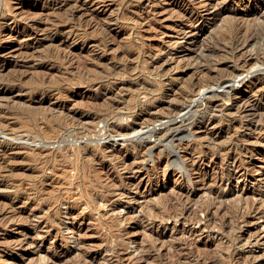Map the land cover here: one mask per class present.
Returning <instances> with one entry per match:
<instances>
[{
	"label": "rangeland",
	"instance_id": "obj_1",
	"mask_svg": "<svg viewBox=\"0 0 264 264\" xmlns=\"http://www.w3.org/2000/svg\"><path fill=\"white\" fill-rule=\"evenodd\" d=\"M18 1L0 0V264H264V0H104L101 27L73 15L92 0Z\"/></svg>",
	"mask_w": 264,
	"mask_h": 264
},
{
	"label": "bare ground",
	"instance_id": "obj_2",
	"mask_svg": "<svg viewBox=\"0 0 264 264\" xmlns=\"http://www.w3.org/2000/svg\"><path fill=\"white\" fill-rule=\"evenodd\" d=\"M32 1H34L33 3L35 4V3H38L39 4V2H46L47 0H32ZM31 1V2H32ZM110 2H111V0H109ZM108 1V2H109ZM125 1V0H124ZM29 2V1H28ZM113 2V1H112ZM22 3V0H20V1H18V3H17V5H20ZM125 3V2H124ZM241 4V6H243L244 8H251L252 7V4H251V2L249 1V0H241V1H239L238 2V5H240ZM80 4V3H79ZM108 4V3H107ZM37 5V4H36ZM91 7H90V6ZM89 5H87L86 3H82L80 6H77V10L74 12V14L73 15H75V13H77V11L79 12V13H85V15H88L89 16V25H93V24H95L98 20H96L97 18H95L93 15H97L100 11H101V13H103L106 9H108L109 8V5H106V3H105V1L104 0H92L91 1V3L89 4ZM15 7H17V6H15ZM60 7V6H59ZM71 7V6H70ZM69 7V8H70ZM175 8V10H172V12H178L182 17H186V14L184 13V12H179V8L175 5V6H172V9H174ZM21 9V8H20ZM60 9V8H59ZM3 11V10H2ZM65 11H66V9H65ZM72 11V10H71ZM189 12H194V9L193 8H191L190 10H189ZM177 13V14H178ZM22 14L24 15V14H26V16L28 15H31V14H34V13H31V12H28V11H23L22 12ZM22 14H21V17H22ZM69 14V13H68ZM105 14H106V11H105ZM120 14V13H119ZM100 15V14H99ZM102 15V14H101ZM107 15V14H106ZM109 15V14H108ZM122 15V14H121ZM66 16V15H65ZM79 16V15H78ZM110 16V15H109ZM220 16H221V11L218 9V10H216V5L214 4V3H209V5L206 7V9H205V12H203V13H200L198 16H197V19L196 20H192V23H193V26H194V30H195V32H194V34H197V33H201V35L203 36L204 34H205V32H204V30H203V23H205V21L207 20V18H209V17H211L212 19H218L219 20V18H220ZM25 17V16H24ZM19 18V19H17L16 21H14L15 23H12L11 25H14L15 27H23V28H26V31L28 32V33H30V31H32L33 29H35V28H39L40 29V31H43L44 33L48 30V23L45 21V20H43V19H38V18H27V17H25V18ZM100 17V16H99ZM106 17V16H105ZM104 17V18H105ZM122 17V16H121ZM223 17V16H222ZM234 17V16H233ZM78 18V17H77ZM76 18V19H77ZM101 18V17H100ZM104 18L102 19V20H104ZM235 18V17H234ZM74 19V18H73ZM118 19V18H117ZM242 19V18H241ZM247 19V18H246ZM101 20V21H102ZM217 20V21H218ZM74 21H76L75 19H74ZM91 21V22H90ZM112 21H113V23H114V21L115 20H108L107 19V21L105 22L104 21V24H103V27L101 28V29H103V31H104V33L105 34H108V33H110V32H112V25H113V23H112ZM118 22L120 21V20H117ZM220 21V20H219ZM52 22V21H51ZM78 22V23H77ZM77 24H76V26L80 23V20L78 21L77 20ZM88 22V21H87ZM240 22V21H239ZM98 23H99V21H98ZM57 24H59V23H57ZM55 25V24H54ZM101 24L99 23V27H101L100 26ZM240 24H238L237 25V23H236V26L238 27V30H237V32H236V34H235V37H234V40L233 41H235V44H236V46L237 47H240V46H247L248 44H249V41H251V40H249V39H251V37H249V36H247L246 35V32H244V27H242V24H241V26H239ZM74 26V25H73ZM97 26V27H98ZM116 26V25H115ZM78 27V26H77ZM236 27V28H237ZM95 28V27H94ZM51 31V30H50ZM72 31H75L74 30V27H73V30ZM70 32V31H69ZM27 35V36H26ZM46 35V34H45ZM48 35V34H47ZM18 37L17 38H21L22 36H20V35H17ZM25 36L26 37H28L29 35L28 34H25ZM111 36V35H110ZM201 36V37H202ZM16 37V36H15ZM188 37V34H185V35H183V40H187V39H192L190 42H191V44H195L196 45V48L195 49H197V48H199L198 46H200V45H202V40H201V38H196V37H194V35L192 34V37H190V38H187ZM249 37V39H247ZM23 38H24V36H23ZM95 39V38H94ZM16 40V39H15ZM23 40V39H22ZM226 41V40H225ZM82 42V41H81ZM201 47V46H200ZM200 49V48H199ZM249 49V48H248ZM1 55V54H0ZM251 55V54H250ZM237 62V61H236ZM257 64V63H256ZM232 74V73H231ZM238 81V80H237ZM240 81V80H239ZM238 81V82H239ZM241 82V81H240ZM240 82H239V84H235L234 83V85L232 84H230V86H222V87H218V88H220L221 90H224V89H227V88H229V87H231L232 86V88L233 87H235V86H240ZM233 83V82H232ZM237 83V82H236ZM243 82H241V84H242ZM257 83V82H256ZM250 87V86H249ZM254 87V86H253ZM212 90V89H211ZM210 90V91H211ZM213 92H215V91H213ZM211 93H212V91H211ZM214 94V93H213ZM213 96V95H212ZM215 96V95H214ZM197 100H198V98H196ZM253 108V107H252ZM244 113V112H243ZM246 114V113H245ZM256 115V114H255ZM179 118H180V116H179ZM178 118V119H179ZM176 119H177V117H176ZM177 121V120H176ZM155 129V128H154ZM12 132V131H11ZM140 132V131H139ZM152 132V131H151ZM142 133V132H141ZM2 135V134H1ZM142 136V135H141ZM2 138V137H1ZM5 139V138H4ZM1 140V139H0ZM1 142H2V140H1ZM13 143V142H12ZM26 143V142H25ZM21 144H23V143H21ZM20 144V145H21ZM15 145H16V143H15ZM18 145V144H17ZM28 145V144H27ZM14 146V145H13ZM24 148V147H23ZM236 169V168H235ZM192 184V183H191ZM1 186V185H0ZM6 187V186H5ZM2 188V187H1ZM6 190V189H5ZM4 204V203H3ZM10 204V203H9ZM1 205V204H0ZM7 205H8V203H7ZM12 205V204H11ZM5 207V206H4ZM12 207V206H11ZM11 209V208H10ZM14 209V208H13ZM12 210V209H11ZM0 212H1V210H0ZM17 212V211H16ZM11 213V212H10ZM13 213V212H12ZM8 215H9V213H8ZM1 216V215H0ZM5 216V215H4ZM10 216V215H9ZM16 217V216H15ZM14 217V218H15ZM14 218L13 217H10V219L12 220L11 222H13V220H14ZM16 219V218H15ZM0 220H1V218H0ZM24 220V219H23ZM2 221V220H1ZM9 221V220H8ZM15 222H16V220H15ZM12 224V223H11ZM6 226V225H5ZM7 227H8V225H7ZM21 228V232H24V231H26V227L24 228V227H17L16 229H20ZM183 231V230H182ZM188 236V235H187ZM15 239V241H14V243H13V245L11 244H7L6 246H7V248H8V246L10 247V249L12 248V250H16L15 252H16V254L18 255L19 254V256H24V255H26V252L27 251H29L28 250V248L30 247V246H32V245H34L36 242L34 241L35 239L33 238V237H31V236H29L28 235V233L27 232H25V234L23 235V236H21V237H16V238H14ZM7 241V240H6ZM5 249V248H4ZM9 249V250H10ZM15 254V255H16ZM45 258V257H44ZM6 256L4 255V260L3 261H6ZM43 260V259H42ZM42 260H41V262L40 263H42ZM3 261H1V262H3ZM29 262H30V260H29ZM39 263V264H40ZM17 264V263H16Z\"/></svg>",
	"mask_w": 264,
	"mask_h": 264
}]
</instances>
